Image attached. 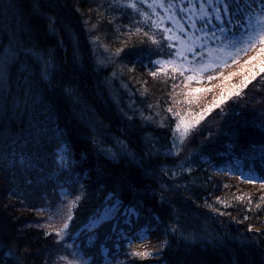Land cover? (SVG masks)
Listing matches in <instances>:
<instances>
[{
	"label": "trees",
	"instance_id": "1",
	"mask_svg": "<svg viewBox=\"0 0 264 264\" xmlns=\"http://www.w3.org/2000/svg\"><path fill=\"white\" fill-rule=\"evenodd\" d=\"M111 4L112 0H0V56L11 40L17 41L13 51L29 50L19 51L11 66L8 102L18 94L23 107L26 85L22 82L28 75L33 91L39 93L33 99L37 106L44 104L51 110V127L63 132L71 157L70 167L59 169L54 162L57 140L49 136L38 149L41 160L33 170H25L19 145L9 142L5 125L0 124V264H53L57 253L64 254L56 236L45 235L59 227L63 218L49 221L50 213L37 210H55L61 202L60 186H67L69 177L85 188L71 222L73 230L83 233L76 243L83 241L93 250L104 245L100 264L126 259L108 255L118 251L113 224L133 231L156 218L159 231L134 244V249L156 246L164 239V226L177 219L196 235L188 242L169 235L165 264H264V159L260 150L264 127L259 119L264 82L257 77L249 84V93L248 85L240 96H231L213 109L186 143L176 141L181 148L177 153L172 145L179 117L167 108L173 106L185 115L202 107L172 105L173 81L147 74L153 70L147 60L161 53L150 43L141 44L135 36L125 35V25L149 30L150 22L145 24L139 13ZM141 8L151 11L147 5ZM116 48H123L118 57L113 56ZM44 60L51 65L48 79L41 78ZM133 67L134 71L127 70ZM228 70L221 71L224 75ZM140 94L153 104L138 103ZM17 113L10 121L13 133L21 132L32 118L44 120L38 111L21 113L18 108ZM209 131L212 136L205 140ZM251 145L255 147L250 149ZM14 149L17 155L12 164ZM248 149L252 160L246 159ZM181 166L192 170L182 171ZM78 187L72 185L73 195ZM117 200V216L90 230L91 220ZM130 207L135 209L131 216L126 211ZM126 219L132 223L125 224ZM93 234L89 241L87 237ZM5 252L14 254L4 256Z\"/></svg>",
	"mask_w": 264,
	"mask_h": 264
},
{
	"label": "snow or ice",
	"instance_id": "2",
	"mask_svg": "<svg viewBox=\"0 0 264 264\" xmlns=\"http://www.w3.org/2000/svg\"><path fill=\"white\" fill-rule=\"evenodd\" d=\"M141 5H147V8L151 11L143 10ZM110 7L131 9L133 12L139 13L145 24L150 22L151 28L149 30L139 26L131 28L125 25L124 27L128 28L125 35L128 37L135 36L137 42L141 44L150 43L161 53L155 59L149 57L148 62L153 69L149 71V75L154 78L163 77L165 82L173 81L169 96L172 105L196 104L199 100L197 94L210 92L216 85L207 88L192 87V82L200 83L202 80L211 82L218 78L222 79V81H228L238 73L229 72L225 76L221 70L238 64L241 55L248 52L253 53L243 61V65H250L246 70L247 74H244L242 65L240 71L242 75L241 81L238 84H232L227 90L221 84L220 94L213 100L211 105L203 106L199 112L186 113L185 115H181L173 106L167 108L168 112L179 117L173 130L172 145V149L177 153H179L181 148L176 141L178 140L180 145L186 143L187 139L196 131L197 125L214 108L224 104L231 96H240L241 90L247 88L257 77L264 82V75H262L264 74V0H200L198 8L193 4L192 0H188L186 8L183 7V0H170L167 4L163 0H112ZM177 7H179L180 12H192V16L189 17L190 26L199 35L185 33V35L180 36L172 28L164 26L162 23L164 19H169L174 24L177 23L175 12ZM157 8L163 9L166 15L160 16ZM197 20L201 21V27L199 28L196 27ZM178 28L180 32H185L182 25H178ZM152 29L158 31L154 32ZM15 43H17L16 40H11L9 45H5L4 54L0 56V124L5 125L3 131L9 138V142L12 145H19V150L23 153V155H20V163L25 170H33L37 162L41 160L42 157L38 149L42 140L49 136H54L57 140L54 162L59 169L63 170L71 165L70 152L65 142L64 134L59 130L52 129L51 110L47 105L40 104L37 106L36 100L33 98L38 97L39 93L38 91H33L34 85L28 75L25 76L22 82L26 85L23 107H21L18 94L13 95L11 103L8 102V97L11 93L9 84L11 66L18 59L19 51H29L22 47L17 51H13L12 45ZM197 43L200 50H197ZM127 45L128 42L125 41L124 46L127 47ZM173 49L174 51H172ZM122 51L123 48H116L113 56L118 57ZM189 53L191 56L188 55ZM44 66L41 78L48 79V69L51 67L48 60H44ZM127 70L132 72L134 67ZM29 101L32 102L29 103ZM18 108L21 113L28 110L43 113L44 120L39 117L32 118L21 132L13 133L10 121L18 117ZM221 112L223 113V109H221ZM150 118L145 117V119ZM259 119L262 122L261 126L264 127V107L261 108ZM211 136L212 132L209 131L208 137L204 139L207 140ZM254 147L255 145H251L250 149ZM250 149L245 150L246 159L248 160L254 159L250 154ZM260 150L261 158L264 159V141H261ZM16 155L17 152L14 149L9 163L14 164L16 162ZM237 163L239 164L240 161H237ZM181 170L190 172L192 169L191 167L184 169L181 166ZM172 175H176V172H173ZM249 182L253 181L249 179ZM74 184L79 185L75 189V195L72 192V185ZM65 185L67 186H60L59 197L61 202L56 206L55 210L51 207L37 210L50 213L48 216L49 221L63 218L59 227L45 232L46 236L54 234L57 238L56 242L62 245L61 251L64 254L57 253L53 264H57V262L59 264H100L99 254L101 251H106L105 246L100 245L99 248L93 250L88 248L83 241L79 244L76 243L83 233L71 228V222L74 219L73 210L83 198L84 185L79 184L78 179L73 180L71 177L65 181ZM262 200H264V197H262ZM249 203H251V200H249ZM119 205L120 201L117 200L116 203H112L110 207H107L102 214H97L90 222V230L95 229L107 220L115 218L118 214ZM206 206L212 207L209 204H206ZM256 207L259 209L260 205L257 204ZM126 211L131 216L135 209L130 207ZM213 211L216 210L213 209ZM247 218L246 216L245 219ZM124 223L130 225L132 221L126 219ZM159 223V218L149 220L144 227L133 231L120 229L117 224H113L114 243L118 251L115 253L109 252L108 255L113 257L124 255L126 257L124 261L116 260V264H135L137 260L141 264L148 260L154 261L155 264H165L163 254L166 248L169 247V235L175 236L178 241L184 242L196 239V235L186 230L177 219L164 226V239L160 240L156 246L152 248L145 247L142 250L134 249V244L147 241L154 231H159ZM248 230L249 232L252 231L251 225H249ZM93 238L94 234L87 237L89 241ZM111 238V235L106 237V239ZM12 254L14 253L5 252L3 255Z\"/></svg>",
	"mask_w": 264,
	"mask_h": 264
},
{
	"label": "rangeland",
	"instance_id": "3",
	"mask_svg": "<svg viewBox=\"0 0 264 264\" xmlns=\"http://www.w3.org/2000/svg\"><path fill=\"white\" fill-rule=\"evenodd\" d=\"M243 61L244 60H239L238 64L231 65L230 67L227 68L229 70L227 72L225 71V74H224L225 76H227L229 72H237L238 73L236 76L232 77L228 81H222V79L218 78L217 80H215L213 82L212 81L211 82H209V81L204 82L202 80L200 83H198L197 85H199V86H196V87H205V88H207V87H211L212 85H216V87L212 88V91H210V92L197 94L198 97H199V100L197 102V107H203V106L211 105L213 100L215 98H217L219 96V94H220V91H221L220 85L221 84H223V87H224L225 90H227L232 84H238L241 81V79H242V75L240 74V71H241V66L243 65ZM248 67H250V65H243L244 74H247L246 70H247ZM147 74L149 75V73H147ZM250 89H251V87L249 85V89L247 91L248 93H249ZM209 99H210V102L208 104H204L203 103V102L208 101ZM177 106H179L178 108H184L186 106V104L185 105H177ZM214 109H216V108H214ZM205 118H206V116L204 117V119Z\"/></svg>",
	"mask_w": 264,
	"mask_h": 264
},
{
	"label": "bare ground",
	"instance_id": "4",
	"mask_svg": "<svg viewBox=\"0 0 264 264\" xmlns=\"http://www.w3.org/2000/svg\"><path fill=\"white\" fill-rule=\"evenodd\" d=\"M123 86L125 87V84H124V82H123ZM139 97L141 98V99H139L138 100V103H140V104H147V103H152L153 104V100L152 99H147V98H145V97H143V96H141V94L139 95Z\"/></svg>",
	"mask_w": 264,
	"mask_h": 264
}]
</instances>
